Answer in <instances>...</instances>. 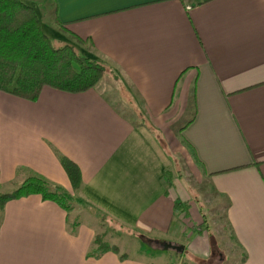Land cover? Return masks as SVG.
Masks as SVG:
<instances>
[{"label":"crops","instance_id":"0c3cea01","mask_svg":"<svg viewBox=\"0 0 264 264\" xmlns=\"http://www.w3.org/2000/svg\"><path fill=\"white\" fill-rule=\"evenodd\" d=\"M23 1L52 40L108 71L81 93L45 86L30 101L0 91L2 189L37 175L137 235L141 252L154 248L143 234L212 258L203 209L175 185L177 140L226 202L220 264H264V0ZM62 156L81 170L77 193ZM178 200L188 206L178 211ZM71 213L37 194L7 202L0 264H188L172 250L168 259L98 254L102 232Z\"/></svg>","mask_w":264,"mask_h":264},{"label":"trees","instance_id":"16d2710c","mask_svg":"<svg viewBox=\"0 0 264 264\" xmlns=\"http://www.w3.org/2000/svg\"><path fill=\"white\" fill-rule=\"evenodd\" d=\"M55 22L60 30L66 31L57 15ZM107 71L106 65L83 55L70 43L54 45L36 7L23 0H0V91L30 101L38 100L45 86L81 93L94 88ZM61 163L77 193L83 182L80 168L66 156L61 157ZM34 194L59 204L68 212L75 205L88 206L79 196L32 175L12 191H4L0 181V221L7 202ZM184 206L188 205L179 200L176 203L178 211ZM139 236L146 243L156 242L146 235ZM95 242L98 254L110 250L120 252L117 245L106 242L102 235H98ZM125 256L123 254L122 258Z\"/></svg>","mask_w":264,"mask_h":264},{"label":"rangeland","instance_id":"374dc122","mask_svg":"<svg viewBox=\"0 0 264 264\" xmlns=\"http://www.w3.org/2000/svg\"><path fill=\"white\" fill-rule=\"evenodd\" d=\"M44 20V19H43ZM54 45L60 46L62 41L53 40ZM188 114L180 120L174 130L185 124L187 121ZM167 143V142H166ZM170 148L169 144L167 143ZM171 154L174 158V170L178 171L176 175V188L182 196L188 201H191L192 204H195L196 207L203 209L204 215H206L209 226L208 232V241L211 243L212 258L200 259L192 255L190 249L182 254H177V252H171V255H176L178 257H184L188 264H220L224 259V252L228 251L227 240L228 239V230L224 228L225 219V200L221 196H218L210 187L209 180L202 176L200 166L195 161L190 150L183 146L182 143H179L177 140L172 142V148H170ZM78 208L81 210L78 211ZM198 208V210H199ZM91 213H90V212ZM70 212L72 217H76L79 220L87 219L90 222L94 223L95 226L100 229L103 239L113 245L118 246L119 250L122 252H128L130 255L135 257H143L150 259H168L166 251H156L154 248H159V243L151 242L149 243L154 248H151V255L146 254L138 250V245L140 246V240L137 235H131L124 230L118 228L115 224L110 222L108 219H101L100 216L96 214L93 210L85 209L80 205H75V208ZM79 213H82L79 216ZM84 215V217H83ZM101 227H100V226ZM111 228H113L111 230ZM107 229V230H106ZM195 231V230H194ZM142 243V241H141ZM146 243V242H145ZM176 253V254H175ZM231 257H228L230 260Z\"/></svg>","mask_w":264,"mask_h":264},{"label":"water","instance_id":"95a60500","mask_svg":"<svg viewBox=\"0 0 264 264\" xmlns=\"http://www.w3.org/2000/svg\"><path fill=\"white\" fill-rule=\"evenodd\" d=\"M159 248L165 251H175L179 254H182L185 250V246L178 243H173L170 241H162L159 243Z\"/></svg>","mask_w":264,"mask_h":264}]
</instances>
